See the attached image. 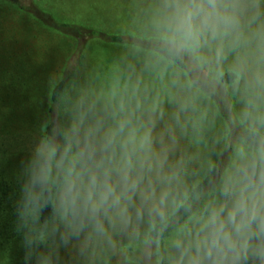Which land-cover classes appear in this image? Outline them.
<instances>
[{"label":"clouds","instance_id":"clouds-1","mask_svg":"<svg viewBox=\"0 0 264 264\" xmlns=\"http://www.w3.org/2000/svg\"><path fill=\"white\" fill-rule=\"evenodd\" d=\"M134 9L20 161L23 264H264V0Z\"/></svg>","mask_w":264,"mask_h":264},{"label":"rangeland","instance_id":"rangeland-1","mask_svg":"<svg viewBox=\"0 0 264 264\" xmlns=\"http://www.w3.org/2000/svg\"><path fill=\"white\" fill-rule=\"evenodd\" d=\"M57 21L74 22L109 34L130 35L135 0H31ZM74 43L43 29L0 0V264H23L21 238L14 231L13 203L20 161L47 115L49 92ZM124 45L89 42L80 58L83 76L106 70Z\"/></svg>","mask_w":264,"mask_h":264},{"label":"trees","instance_id":"trees-1","mask_svg":"<svg viewBox=\"0 0 264 264\" xmlns=\"http://www.w3.org/2000/svg\"><path fill=\"white\" fill-rule=\"evenodd\" d=\"M10 3L21 13L26 14L29 18L36 21L43 29L54 33L64 39L71 40L74 43V48L68 59L64 62L56 83L52 86L49 92V103L52 99L53 87H59V82L66 77L69 73L78 71L80 58L89 42H100L104 44L124 45L129 40L130 35L109 34L83 26L74 22L57 21L50 14L38 9L31 0H1ZM51 109L48 105L47 115Z\"/></svg>","mask_w":264,"mask_h":264}]
</instances>
